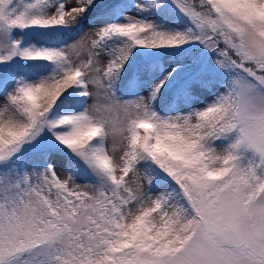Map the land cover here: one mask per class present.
Instances as JSON below:
<instances>
[{
    "label": "snow or ice",
    "instance_id": "snow-or-ice-1",
    "mask_svg": "<svg viewBox=\"0 0 264 264\" xmlns=\"http://www.w3.org/2000/svg\"><path fill=\"white\" fill-rule=\"evenodd\" d=\"M0 264H264V0H0Z\"/></svg>",
    "mask_w": 264,
    "mask_h": 264
}]
</instances>
